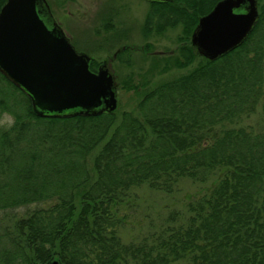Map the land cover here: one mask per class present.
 I'll use <instances>...</instances> for the list:
<instances>
[{
	"label": "trees",
	"instance_id": "obj_1",
	"mask_svg": "<svg viewBox=\"0 0 264 264\" xmlns=\"http://www.w3.org/2000/svg\"><path fill=\"white\" fill-rule=\"evenodd\" d=\"M218 1L151 3L144 36L184 31L177 55L151 53L172 58L162 70L202 60L144 87L137 112L40 117L0 72V112L14 116L0 131V264H264V129L246 124L264 116V4L244 43L212 61L191 34ZM183 178L213 184L175 223L125 242L134 189L173 193Z\"/></svg>",
	"mask_w": 264,
	"mask_h": 264
},
{
	"label": "water",
	"instance_id": "obj_2",
	"mask_svg": "<svg viewBox=\"0 0 264 264\" xmlns=\"http://www.w3.org/2000/svg\"><path fill=\"white\" fill-rule=\"evenodd\" d=\"M258 1H218L192 32L196 52L214 61L242 45L259 20ZM92 61L88 53L77 50L48 0H6L2 5L0 72L30 97L36 115L114 112L115 77L107 61L96 71Z\"/></svg>",
	"mask_w": 264,
	"mask_h": 264
},
{
	"label": "rangeland",
	"instance_id": "obj_3",
	"mask_svg": "<svg viewBox=\"0 0 264 264\" xmlns=\"http://www.w3.org/2000/svg\"><path fill=\"white\" fill-rule=\"evenodd\" d=\"M48 1L57 22L71 38L77 50L85 51L100 63L108 62L117 85L115 91L119 111L137 112L139 100L146 90L144 87L152 88L161 81L180 76L202 60L197 57L188 67L178 68L172 65L168 70H162L161 65L172 58H160L151 53L177 55L184 35L183 27L179 25L168 28L161 34L153 32L148 37L144 36L145 18L150 9L144 0ZM260 3H264V0H260ZM108 13L112 14L110 29L104 26ZM148 44H151L150 53L144 50ZM126 46L129 51L121 53ZM121 54L124 58H129L130 62L120 61L118 56ZM158 63L160 64L156 65ZM144 82L147 84H143ZM263 121L264 116L257 113L246 124L264 129ZM13 122V115L0 112V131L8 129ZM212 184V180L197 182L183 178L173 193L152 190L147 186L134 189L130 198L120 205V214L125 219L120 230L123 240L125 242L138 240L154 230L175 223L180 219L175 213L183 216L189 201L207 192ZM25 210V207H21L16 212L22 215Z\"/></svg>",
	"mask_w": 264,
	"mask_h": 264
},
{
	"label": "flooded vegetation",
	"instance_id": "obj_4",
	"mask_svg": "<svg viewBox=\"0 0 264 264\" xmlns=\"http://www.w3.org/2000/svg\"><path fill=\"white\" fill-rule=\"evenodd\" d=\"M148 5H149V7L151 8V3H153V2H150V1H148V0H144ZM260 4H264V3H260V1H258V7L260 6ZM50 7H51V4H50ZM51 12H52V14L54 15V12H53V10H52V7H51ZM55 16V15H54ZM191 37H192V34H191Z\"/></svg>",
	"mask_w": 264,
	"mask_h": 264
}]
</instances>
